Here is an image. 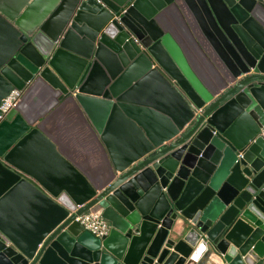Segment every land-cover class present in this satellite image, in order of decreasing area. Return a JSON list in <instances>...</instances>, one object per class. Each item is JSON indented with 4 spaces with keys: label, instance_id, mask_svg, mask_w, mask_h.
<instances>
[{
    "label": "water",
    "instance_id": "water-1",
    "mask_svg": "<svg viewBox=\"0 0 264 264\" xmlns=\"http://www.w3.org/2000/svg\"><path fill=\"white\" fill-rule=\"evenodd\" d=\"M0 34V264H264V0H0Z\"/></svg>",
    "mask_w": 264,
    "mask_h": 264
},
{
    "label": "crops",
    "instance_id": "crops-1",
    "mask_svg": "<svg viewBox=\"0 0 264 264\" xmlns=\"http://www.w3.org/2000/svg\"><path fill=\"white\" fill-rule=\"evenodd\" d=\"M3 40L4 38L1 37L0 34V42L2 43ZM77 114L78 113L76 110H74V108L68 107L62 110L61 113L51 121L50 126L72 145L74 153H77L79 144H84L86 150L81 151L82 159L90 161L88 163L91 165H96L94 159H97V157L94 151L92 153L90 152V146L94 145L96 148L94 139L84 135L83 132H81V125L76 123Z\"/></svg>",
    "mask_w": 264,
    "mask_h": 264
},
{
    "label": "built area",
    "instance_id": "built-area-1",
    "mask_svg": "<svg viewBox=\"0 0 264 264\" xmlns=\"http://www.w3.org/2000/svg\"><path fill=\"white\" fill-rule=\"evenodd\" d=\"M22 97V91H11L0 106V111L2 113L0 119H4V117L17 106ZM260 136L264 138V128L262 129ZM75 220L83 225L88 232L100 239L108 237L112 230L111 224L103 219L101 213L96 210H91L77 216Z\"/></svg>",
    "mask_w": 264,
    "mask_h": 264
}]
</instances>
